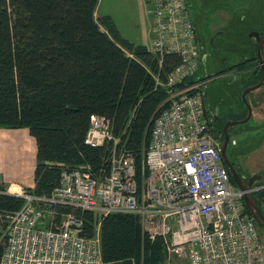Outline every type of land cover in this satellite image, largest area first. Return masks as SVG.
<instances>
[{
    "label": "built area",
    "instance_id": "obj_1",
    "mask_svg": "<svg viewBox=\"0 0 264 264\" xmlns=\"http://www.w3.org/2000/svg\"><path fill=\"white\" fill-rule=\"evenodd\" d=\"M146 2L154 33L151 51L158 57L156 87L164 85L165 56H179L180 63L167 75L170 105L154 118L144 166L138 170L113 120L93 115L85 144L111 146L109 174L98 179L89 166H63L49 197H37L24 186L0 190L24 202L0 226V264H104L100 225L94 236L83 234L75 210L100 218L138 216L143 234L162 240L167 264L172 257L186 264H264V244L244 199L258 184L243 191L232 185L204 115L200 84L181 87L203 65L188 2Z\"/></svg>",
    "mask_w": 264,
    "mask_h": 264
},
{
    "label": "trees",
    "instance_id": "obj_2",
    "mask_svg": "<svg viewBox=\"0 0 264 264\" xmlns=\"http://www.w3.org/2000/svg\"><path fill=\"white\" fill-rule=\"evenodd\" d=\"M97 5L98 0H0V128H28L36 139V185L29 191L37 197L50 196L63 166H89L98 179L109 174L111 146L85 144L93 115L113 120L140 171L154 118L170 105L165 85L179 56H165L164 85L156 87L158 57L122 38L110 16L97 19ZM250 65H258L257 57L230 70ZM195 78L181 87L201 81ZM260 79L258 69L253 82ZM23 203L0 193V226ZM74 213L89 237L100 225L104 264H167L162 240H149L138 216ZM2 253L0 245V258Z\"/></svg>",
    "mask_w": 264,
    "mask_h": 264
},
{
    "label": "flooded vegetation",
    "instance_id": "obj_3",
    "mask_svg": "<svg viewBox=\"0 0 264 264\" xmlns=\"http://www.w3.org/2000/svg\"><path fill=\"white\" fill-rule=\"evenodd\" d=\"M238 1L247 2L248 0ZM217 2L218 0H200L199 2L200 17L197 22L198 24L195 26V32L201 53V58L205 60V62L207 58V53H210L213 56L220 55L225 51L226 47L231 45V39H229L230 34L229 30L227 29L231 26L230 24L233 19L229 15V12H231L232 10H223L222 7H217ZM240 10H243V8H240ZM194 12L196 15L195 10ZM258 32H263V34L261 35L259 40L252 36V41L254 42H252L250 50L248 51V53L250 54L247 55V53H245L244 58L239 63L248 60L250 57H257L258 59V44L263 43L262 39H264V26L261 28V30H258ZM242 49L246 50L245 47ZM229 72L231 74L236 75V79H238L237 76H239L240 74L247 75L248 85L243 88V91H246V88H248V86L250 87L251 85L258 83L261 80L260 79L258 82H249V79H251V76L254 73V66L252 65H250L249 68H244V66H241L235 70H230ZM226 73L227 72H221L220 70V72H209L205 76L199 74V79L201 80L199 82L200 89L201 91H203L204 96V115H206L208 119V127L210 128V131L216 142H221L220 144H222V142L226 139L225 137L228 136L227 138H229L230 143H228L227 145V156L231 166H233L236 173H238L241 182L247 185L251 180H253L252 187H255L258 184L257 190L254 193L250 194V197L253 198V213H251L249 209L248 210L255 222L256 229L258 230V232H260L262 244H264V168H262L260 166L261 163L256 160V158H258L260 154L255 155L248 153L246 154L247 157L245 158V161L243 160V157L239 154V149H237L238 141L234 137L233 127L240 125L241 121L246 119V117L248 116V105L245 103V101H243V94L245 91H242L240 100L242 102L240 105L244 109L246 108V113L244 110L243 115L238 119L231 118L229 114H222L221 106L223 105V101L225 100L223 99L221 94L224 91L221 77H223V75ZM216 91H220L221 96H219L220 94ZM215 93L217 95H215ZM248 98L247 101H249L253 113V102L250 101ZM235 106L238 105L234 104L233 107ZM227 124L229 126L228 128H226ZM222 139L224 140L221 141ZM263 143L264 139L262 140V144L259 147L260 149L263 146ZM228 154L231 155L230 158ZM222 158L224 159L223 154ZM223 163L228 172L227 174H229L230 182L231 180L235 181L231 173L230 164H228V162H225V160H223Z\"/></svg>",
    "mask_w": 264,
    "mask_h": 264
},
{
    "label": "rangeland",
    "instance_id": "obj_4",
    "mask_svg": "<svg viewBox=\"0 0 264 264\" xmlns=\"http://www.w3.org/2000/svg\"><path fill=\"white\" fill-rule=\"evenodd\" d=\"M187 2L192 16L191 20H193L196 26L200 17V0H187ZM217 7H222L223 10H232L229 12V15L233 19L230 24L231 26L227 29L230 34L229 39H231V45L226 47L225 51L220 55L213 56L207 53L206 62L204 60V65L201 66L195 76L199 79V74L205 76L209 72H220V70L221 72H227L221 77L222 86L224 88L221 94L225 100L221 106L222 114H229L231 118L238 119L243 115V111L246 109L240 105L242 102L240 100L243 88L248 85V77L246 74H240L237 76L238 79H236V75L231 74L229 71L230 68L242 61L245 53H247V55L250 54L248 51L250 50L252 42H254L250 35L253 32H258V30H261L264 26V0H248L247 2H239L238 0H218ZM240 8H243V10H240ZM194 10L196 11V15ZM147 46L152 49L150 45ZM244 47L246 50L242 49ZM261 91L262 90H257V94H255L256 91H253L249 95L248 99L253 102L252 107L254 114L252 118L246 123L234 126L233 132L234 137L238 141L237 149H239V154L243 157V160L245 161L247 157L246 154L248 153L255 155L260 154L256 160H258L259 163H261L260 166L264 168V143L261 149L259 148L264 139V93L262 94ZM216 92L220 94V91ZM221 94L219 96H221ZM252 94L254 95L253 97ZM215 95L217 94L215 93ZM234 104L238 106L233 107ZM3 224H6L5 220H3ZM170 264L186 263L178 257H172L170 259Z\"/></svg>",
    "mask_w": 264,
    "mask_h": 264
},
{
    "label": "crops",
    "instance_id": "obj_5",
    "mask_svg": "<svg viewBox=\"0 0 264 264\" xmlns=\"http://www.w3.org/2000/svg\"><path fill=\"white\" fill-rule=\"evenodd\" d=\"M148 9L146 0H98L95 16H110L122 38L150 49L147 45L152 47L154 33ZM258 69L255 65L250 83L258 78ZM263 87L259 89L262 94ZM36 152V139L28 128H0V188L7 190L12 185L34 189Z\"/></svg>",
    "mask_w": 264,
    "mask_h": 264
},
{
    "label": "water",
    "instance_id": "obj_6",
    "mask_svg": "<svg viewBox=\"0 0 264 264\" xmlns=\"http://www.w3.org/2000/svg\"><path fill=\"white\" fill-rule=\"evenodd\" d=\"M263 34V32H253L250 36H254L257 40L260 39L261 35ZM263 43H259L258 44V65L261 69V80L256 83V84H253L251 85L250 87L246 88V91L244 92L243 94V101H245V103L248 105V116L246 117V119H244L243 121H241V123H246L248 122L254 113H252V108H251V105L249 103V101H247V98H248V95L253 92V91H256V90H259L260 88H262L264 86V39H262ZM203 63H204V60H203ZM196 80H200L198 78H195ZM228 128V124L226 125ZM228 137V136H227ZM225 137L226 139L222 142L221 146H220V151L221 153L223 154V157H224V160L225 162H228V164H230L229 162V159H228V156H227V145L229 143V138ZM231 166V164H230ZM231 173L233 175V178L235 180V185L238 186L242 191L246 188H249V187H252L253 185V180H251L247 185L243 184L241 182V179L238 175V173H236L235 169L233 166H231ZM244 199H245V203H246V207L247 209H249L251 211V213H253V198L250 197V194H244Z\"/></svg>",
    "mask_w": 264,
    "mask_h": 264
},
{
    "label": "bare ground",
    "instance_id": "obj_7",
    "mask_svg": "<svg viewBox=\"0 0 264 264\" xmlns=\"http://www.w3.org/2000/svg\"><path fill=\"white\" fill-rule=\"evenodd\" d=\"M169 102H170V100H169ZM167 107H168V105H167ZM214 134V133H213ZM215 136H217V135H215ZM218 139V138H217ZM221 139V138H220ZM222 141V140H221ZM221 143V142H220ZM230 143V142H229ZM221 145V144H220ZM227 150V149H226ZM228 151V150H227ZM229 155V154H228ZM232 155H233V153H232ZM230 156L231 155H229V158H230ZM234 157V156H233ZM224 160V159H223ZM223 162V161H222ZM235 164V163H234ZM228 167V166H227Z\"/></svg>",
    "mask_w": 264,
    "mask_h": 264
}]
</instances>
